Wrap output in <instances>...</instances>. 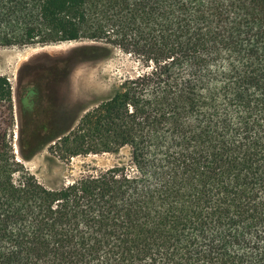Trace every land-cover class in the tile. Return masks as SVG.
Returning <instances> with one entry per match:
<instances>
[{"label":"trees","instance_id":"trees-1","mask_svg":"<svg viewBox=\"0 0 264 264\" xmlns=\"http://www.w3.org/2000/svg\"><path fill=\"white\" fill-rule=\"evenodd\" d=\"M70 42L144 70L20 156L118 159L39 183L0 75V264H264V0H0V48Z\"/></svg>","mask_w":264,"mask_h":264},{"label":"rangeland","instance_id":"rangeland-1","mask_svg":"<svg viewBox=\"0 0 264 264\" xmlns=\"http://www.w3.org/2000/svg\"><path fill=\"white\" fill-rule=\"evenodd\" d=\"M85 44L91 43L0 48V75L9 80L13 92L15 156L46 187L67 185L87 170L94 172L111 167L118 158L108 154L62 156L58 138L26 161L17 145L19 129L23 143L27 144L33 142L36 133L55 126L73 129L87 111L110 96L125 78L144 70L133 55L115 47L104 59L85 61L71 56L74 49ZM29 91L35 95L33 105L25 104ZM126 154L124 150L119 156L126 158Z\"/></svg>","mask_w":264,"mask_h":264},{"label":"flooded vegetation","instance_id":"flooded-vegetation-1","mask_svg":"<svg viewBox=\"0 0 264 264\" xmlns=\"http://www.w3.org/2000/svg\"><path fill=\"white\" fill-rule=\"evenodd\" d=\"M34 100H35V95L33 93L32 94H29L28 97L25 96V104H27V105H28V103L31 104V105H33ZM55 130L56 131H63V130H65V128L64 129H58V126H57V128H55L54 131ZM45 133H47V132L46 131H42L40 134H45Z\"/></svg>","mask_w":264,"mask_h":264},{"label":"bare ground","instance_id":"bare-ground-1","mask_svg":"<svg viewBox=\"0 0 264 264\" xmlns=\"http://www.w3.org/2000/svg\"><path fill=\"white\" fill-rule=\"evenodd\" d=\"M52 47V46H51ZM56 47V46H55Z\"/></svg>","mask_w":264,"mask_h":264}]
</instances>
